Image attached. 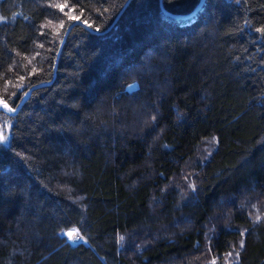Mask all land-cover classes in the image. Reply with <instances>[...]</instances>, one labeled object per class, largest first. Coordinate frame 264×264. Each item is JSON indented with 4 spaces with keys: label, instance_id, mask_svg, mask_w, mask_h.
Segmentation results:
<instances>
[{
    "label": "trees",
    "instance_id": "1",
    "mask_svg": "<svg viewBox=\"0 0 264 264\" xmlns=\"http://www.w3.org/2000/svg\"><path fill=\"white\" fill-rule=\"evenodd\" d=\"M200 2L0 0V264H264V0Z\"/></svg>",
    "mask_w": 264,
    "mask_h": 264
},
{
    "label": "water",
    "instance_id": "2",
    "mask_svg": "<svg viewBox=\"0 0 264 264\" xmlns=\"http://www.w3.org/2000/svg\"><path fill=\"white\" fill-rule=\"evenodd\" d=\"M204 1H205V0H201L199 6L197 7V9H196L193 13H195V12L201 7V5L203 4ZM161 7L164 9V6H163V4H162V0H161ZM164 10H165V9H164ZM173 16H174V17H177V18H182V17H184V16H179V15H173ZM76 23H78V22H75L74 24H76ZM74 24H73V25H74ZM73 25H71L70 28L67 30V32H66V34H65V37H64V41H65V39L67 38V36H68V34H69V32H70V29L72 28ZM64 41H63V43H64ZM22 103H23V102H22ZM22 103L18 106L17 109H12V108H10L5 102L0 101V110H3L4 108H6V109H8L11 113H16V112L19 110V108L21 107ZM5 104L7 105V107L4 106Z\"/></svg>",
    "mask_w": 264,
    "mask_h": 264
},
{
    "label": "rangeland",
    "instance_id": "3",
    "mask_svg": "<svg viewBox=\"0 0 264 264\" xmlns=\"http://www.w3.org/2000/svg\"><path fill=\"white\" fill-rule=\"evenodd\" d=\"M4 110V112H10L8 109H6V108H4L3 109ZM11 113V112H10ZM6 135H8V127H5V128H0V137H2V140H4L5 139V136ZM79 235V234H78ZM80 235L79 236H77V235H75V236H73L71 239L72 240H80Z\"/></svg>",
    "mask_w": 264,
    "mask_h": 264
},
{
    "label": "snow or ice",
    "instance_id": "4",
    "mask_svg": "<svg viewBox=\"0 0 264 264\" xmlns=\"http://www.w3.org/2000/svg\"><path fill=\"white\" fill-rule=\"evenodd\" d=\"M4 106L7 107L6 104H5ZM0 139H2V137H0ZM67 235H68L70 238H72L73 236L78 235V233H77L75 230H73V231L68 232Z\"/></svg>",
    "mask_w": 264,
    "mask_h": 264
},
{
    "label": "bare ground",
    "instance_id": "5",
    "mask_svg": "<svg viewBox=\"0 0 264 264\" xmlns=\"http://www.w3.org/2000/svg\"><path fill=\"white\" fill-rule=\"evenodd\" d=\"M77 236H79V235H77Z\"/></svg>",
    "mask_w": 264,
    "mask_h": 264
}]
</instances>
